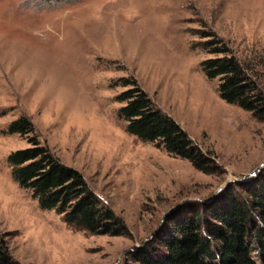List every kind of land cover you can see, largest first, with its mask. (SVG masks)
Masks as SVG:
<instances>
[{"label": "rangeland", "instance_id": "obj_1", "mask_svg": "<svg viewBox=\"0 0 264 264\" xmlns=\"http://www.w3.org/2000/svg\"><path fill=\"white\" fill-rule=\"evenodd\" d=\"M204 24L264 92V0H0V234L14 259L136 264L146 245L162 248L180 212L214 208L220 194L264 177V121L205 76L201 61L214 55L199 44ZM126 77L211 152L208 171L126 131L117 99ZM22 115L125 234L75 230L19 185L8 156L29 143L9 127Z\"/></svg>", "mask_w": 264, "mask_h": 264}, {"label": "trees", "instance_id": "obj_2", "mask_svg": "<svg viewBox=\"0 0 264 264\" xmlns=\"http://www.w3.org/2000/svg\"><path fill=\"white\" fill-rule=\"evenodd\" d=\"M196 30L202 48L213 57L201 61L208 79H217L219 96L264 121V92L246 71L231 47L205 24ZM127 86L117 96L118 110L128 133L152 142L173 156L187 159L195 168L208 171L212 154L203 151L170 116L157 108L133 77L120 78ZM10 132L27 136L29 146L8 156L12 175L32 191L40 207L54 209L75 230L90 234L123 235L122 220L90 189L82 174L69 167L42 143L32 121L25 115L12 122ZM215 198L209 210L198 204L180 212L172 231L163 236L162 248L133 256L136 264H264V177L240 184ZM176 217V216H175ZM0 264H21L14 259L0 234ZM133 264V263H132Z\"/></svg>", "mask_w": 264, "mask_h": 264}, {"label": "bare ground", "instance_id": "obj_3", "mask_svg": "<svg viewBox=\"0 0 264 264\" xmlns=\"http://www.w3.org/2000/svg\"><path fill=\"white\" fill-rule=\"evenodd\" d=\"M216 114V113H215ZM219 114V113H218Z\"/></svg>", "mask_w": 264, "mask_h": 264}]
</instances>
